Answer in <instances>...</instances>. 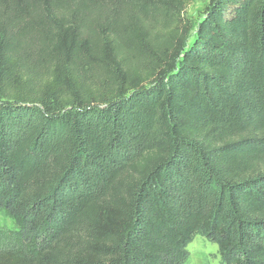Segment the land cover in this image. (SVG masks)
<instances>
[{
    "label": "trees",
    "instance_id": "trees-1",
    "mask_svg": "<svg viewBox=\"0 0 264 264\" xmlns=\"http://www.w3.org/2000/svg\"><path fill=\"white\" fill-rule=\"evenodd\" d=\"M193 2L0 0V57L54 64L34 94L0 67V212L21 221L0 264H188L198 232L264 264V0H210L194 31ZM131 53L129 78L62 89L70 56Z\"/></svg>",
    "mask_w": 264,
    "mask_h": 264
},
{
    "label": "rangeland",
    "instance_id": "rangeland-1",
    "mask_svg": "<svg viewBox=\"0 0 264 264\" xmlns=\"http://www.w3.org/2000/svg\"><path fill=\"white\" fill-rule=\"evenodd\" d=\"M210 0H194V2L186 9L184 21L191 26L192 30H196L201 22L205 10L209 5ZM30 41V40H29ZM93 55L97 58L102 56L101 46L92 50ZM135 54H123L116 58L115 63H109L108 66H101L90 61L88 55H80L78 62H74L73 56H70L71 63L65 64L63 71L62 89L72 90L74 88L81 90H93L100 88L106 84L108 77L112 73L124 71L129 78L134 66L137 65ZM0 67L6 70L9 74V83L21 84L26 90L25 93L40 92L45 83L51 77L54 64L52 55L40 51V47L36 42L29 43L23 47L22 52L15 56L2 55L0 57ZM152 67H149L148 71ZM1 73H5L0 69ZM147 72L141 68V74ZM1 75V74H0ZM5 79V78H4ZM81 91V92H82ZM21 228V221L7 212H0V241L5 242L6 238L14 237L18 234ZM190 259L188 264H220L221 256L219 248L216 244L211 243L207 236L198 232L192 238L188 245Z\"/></svg>",
    "mask_w": 264,
    "mask_h": 264
}]
</instances>
